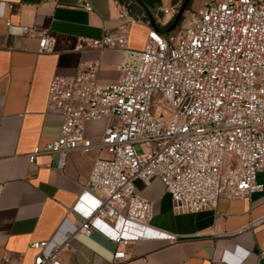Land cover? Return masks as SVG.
<instances>
[{
    "label": "built area",
    "instance_id": "1",
    "mask_svg": "<svg viewBox=\"0 0 264 264\" xmlns=\"http://www.w3.org/2000/svg\"><path fill=\"white\" fill-rule=\"evenodd\" d=\"M181 2L160 10L178 12ZM82 6L91 9L87 0ZM119 13L125 24L99 37H81L77 45L125 51L116 82H98L99 62L91 60H82L74 74L50 80L47 104L61 114L59 134L26 154L29 167L37 166L39 154H56L59 168L71 150L97 148L104 154L94 160L71 207L75 220L56 231L60 239L29 242L37 249L33 264H65L61 249L70 248L76 234L93 230L114 242L112 263L126 259L130 241L175 240V233L151 224L153 204L136 187L137 179L148 185L159 177L175 213L213 209L223 195L244 197L263 189L257 173L264 170V0H201L176 31L151 26L140 50L128 47L129 8L120 5ZM54 43V35L42 29L38 51L51 52ZM156 93L158 114L152 110ZM100 118L106 124L94 141L85 128ZM139 143L148 151L139 153ZM260 221L264 215L248 226ZM247 253L237 245L222 258L242 264ZM0 264H11L10 256Z\"/></svg>",
    "mask_w": 264,
    "mask_h": 264
},
{
    "label": "crops",
    "instance_id": "2",
    "mask_svg": "<svg viewBox=\"0 0 264 264\" xmlns=\"http://www.w3.org/2000/svg\"><path fill=\"white\" fill-rule=\"evenodd\" d=\"M87 1L90 10L82 0H0V261L8 255L11 264H33L37 249L29 247L30 241L60 239L56 231L75 220L71 207L94 160L104 154L97 148L86 153L71 150L61 168L56 154H39L37 166L29 167L26 154L59 134L61 114L47 104L51 78L74 74L82 60H91L99 62L98 82H116L125 51L79 50V39L99 37L125 24L127 19L119 13L125 5L133 16L128 47L140 50L151 26L162 33L169 30L164 27L174 12L163 14L160 9L177 0ZM200 1L194 0V6ZM23 25L31 27L28 33ZM42 29L55 37L51 52L38 51ZM105 124V118L89 121L85 132L98 141ZM257 180L263 183L260 191L235 198L223 195L213 209L175 213L159 177L148 185L137 179L136 187L153 204L151 224L175 233V240L130 241L126 259L112 263L114 242L93 230L76 234L60 255L65 264H230L222 258L223 251L236 252L238 245L248 249L242 264H264V221L248 226L264 215V170L258 171Z\"/></svg>",
    "mask_w": 264,
    "mask_h": 264
},
{
    "label": "rangeland",
    "instance_id": "3",
    "mask_svg": "<svg viewBox=\"0 0 264 264\" xmlns=\"http://www.w3.org/2000/svg\"><path fill=\"white\" fill-rule=\"evenodd\" d=\"M175 0H171V2H174ZM194 0H189L188 3H187V6H186V9L184 10V13L183 15H189L192 10L194 9ZM177 12H175L173 15H176ZM171 24V23H170ZM170 24H168L167 26L164 27V29H167ZM180 26V23H176V25L172 28V29H169L167 31L170 32V31H176ZM156 101H154V104L152 106V110L155 114H158V112H160V103H161V98H160V95L159 93H156ZM102 121V120H100ZM136 150L139 152V153H144L146 151H148V147L145 146V144H136Z\"/></svg>",
    "mask_w": 264,
    "mask_h": 264
},
{
    "label": "water",
    "instance_id": "4",
    "mask_svg": "<svg viewBox=\"0 0 264 264\" xmlns=\"http://www.w3.org/2000/svg\"><path fill=\"white\" fill-rule=\"evenodd\" d=\"M187 3H188V0H183L178 12L175 15V18H174L172 24L169 27V29H172L176 25L177 21L179 20L180 16L183 14V12H184V10L186 8Z\"/></svg>",
    "mask_w": 264,
    "mask_h": 264
},
{
    "label": "trees",
    "instance_id": "5",
    "mask_svg": "<svg viewBox=\"0 0 264 264\" xmlns=\"http://www.w3.org/2000/svg\"><path fill=\"white\" fill-rule=\"evenodd\" d=\"M188 1H189V0H188ZM174 18H175V16L172 18V20H171V22H170L171 24H172ZM182 18H183V14L180 16V18H179V20L177 21V23H180L181 20H182ZM171 24H170V25H171Z\"/></svg>",
    "mask_w": 264,
    "mask_h": 264
}]
</instances>
